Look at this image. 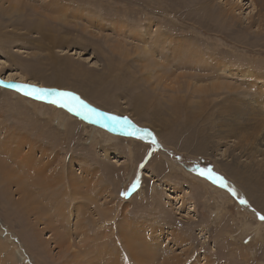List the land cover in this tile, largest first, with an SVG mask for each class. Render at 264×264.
I'll return each mask as SVG.
<instances>
[{
    "label": "rangeland",
    "instance_id": "obj_1",
    "mask_svg": "<svg viewBox=\"0 0 264 264\" xmlns=\"http://www.w3.org/2000/svg\"><path fill=\"white\" fill-rule=\"evenodd\" d=\"M20 1L0 0V79L75 91L160 147L145 161L146 142L0 87V264H101L115 244L121 264H264V0H58L57 20Z\"/></svg>",
    "mask_w": 264,
    "mask_h": 264
},
{
    "label": "snow or ice",
    "instance_id": "obj_2",
    "mask_svg": "<svg viewBox=\"0 0 264 264\" xmlns=\"http://www.w3.org/2000/svg\"><path fill=\"white\" fill-rule=\"evenodd\" d=\"M0 87L14 90L17 94L31 98L32 100L41 101L57 108L64 109L68 113L90 124L98 125L101 128L107 129L109 132H115L119 136L146 142L148 152L144 157L145 161H147V159L152 156V153L160 147L157 136L151 129L138 126L126 115L94 107L75 91L58 87H43L34 83H21L15 80L4 79H0ZM177 159H180V157H177ZM144 166V163L139 165L141 168ZM190 171L210 184L226 190L241 206L249 205V201L240 196L236 188L229 184L227 179L222 174L218 173L212 166H202L199 160H197L192 162ZM138 182L139 178L132 183V188L129 189V191L136 188ZM123 195H126V193H123ZM252 211L260 221L264 222V213L257 211L255 208H253ZM245 243H247V241H245Z\"/></svg>",
    "mask_w": 264,
    "mask_h": 264
},
{
    "label": "bare ground",
    "instance_id": "obj_3",
    "mask_svg": "<svg viewBox=\"0 0 264 264\" xmlns=\"http://www.w3.org/2000/svg\"><path fill=\"white\" fill-rule=\"evenodd\" d=\"M4 1V0H3ZM16 1H18V0H15V4H16ZM35 1V0H34ZM39 1H41V0H38V2ZM238 1V0H237ZM236 1V2H237ZM8 2V1H7ZM20 0H19V3L18 4H20ZM36 2H37V0H36ZM45 2H46V0H45ZM240 2H243V0H240ZM9 3V2H8ZM22 3V2H21ZM10 4V3H9ZM8 4V5H9ZM13 5L12 7H10V10L11 11H14V10H16V5ZM60 3H59V1L58 0H52V2H50V5H49V3H46V5H45V7H42L41 6V8H43L44 9V11H46V12H48V13H51V16H52V14H55L57 17H54L53 18V20H57V18H59V16L61 15V16H66V11H67V8L65 7V6H63L62 5V7H60V6H58ZM233 4H234V2H233ZM12 5V4H11ZM17 6H20V5H17ZM238 6V5H237ZM234 8V7H233ZM37 9V8H36ZM34 10H35V8H34ZM36 11V10H35ZM73 14V13H72ZM50 16V17H51ZM52 18V17H51ZM59 20V19H58ZM42 23V22H41ZM35 24V23H34ZM63 53V52H62ZM18 74V73H17ZM19 75V74H18ZM6 79H18V81L20 80H23L24 79V77L23 76H19V77H17V75H14L13 76V74H9V75H7V76H4ZM4 78V79H5ZM1 144V143H0ZM16 151V150H15ZM20 152V151H19ZM6 154V153H5ZM15 154H16V152H15ZM24 158H25V155H24ZM21 159V158H20ZM26 159V158H25ZM28 159H29V157H28ZM26 161V160H25ZM30 161H32V160H29L28 162H30ZM33 162H35V161H33ZM40 162V161H39ZM38 167V166H37ZM43 169V168H42ZM41 173V172H40ZM40 181H41V185H43V188H48V185H47V181L42 177L41 179H40ZM50 188V187H49ZM38 206H40V205H38V204H35V205H33V206H31V205H29V206H26V207H24L23 209H25L27 212H28V214H30V215H34L35 213H37L39 210L37 209L38 208ZM41 208L40 209H43L42 208V206H40ZM21 208H22V206H21ZM57 211H59V212H61V207H57L56 206V208H55ZM24 211V210H23ZM63 212V211H62ZM95 236V235H94ZM61 238V237H60ZM59 238V239H60ZM94 242V241H93ZM103 244V243H102ZM99 246V245H98ZM114 247H116V248H111V249H104V246H103V248L101 247V251H109L111 254H114V255H116V257L115 258H113V257H111V258H103V257H100L101 259H103L104 260V262L103 263H101V264H121L122 263V261H120V251H118V247L116 246V244L115 245H113ZM131 246V245H130ZM108 247H109V245H108ZM91 249V248H90ZM132 249V248H131ZM93 250V249H92ZM91 250V251H92ZM135 250V249H134ZM148 250V249H147ZM96 251H98V250H96ZM141 252V254H139V256H137V257H139L140 258V260L138 259V261H139V264H146V262H148V261H150L151 260V256H152V254L150 253V252H146L145 254L146 255H143L142 254V252H144L143 250H141L140 251ZM131 254V253H130ZM100 256H102L101 254H100ZM135 256V255H134ZM80 257V256H79ZM114 259V260H113ZM99 260V259H98ZM76 261V260H75ZM93 262V261H92ZM119 262H121V263H119ZM82 263V262H81ZM151 263V262H150ZM77 264V263H76Z\"/></svg>",
    "mask_w": 264,
    "mask_h": 264
}]
</instances>
